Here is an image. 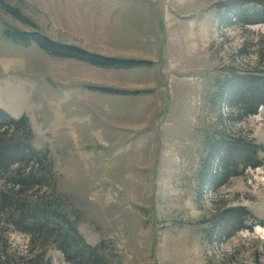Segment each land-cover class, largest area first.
<instances>
[{
    "label": "rangeland",
    "instance_id": "rangeland-1",
    "mask_svg": "<svg viewBox=\"0 0 264 264\" xmlns=\"http://www.w3.org/2000/svg\"><path fill=\"white\" fill-rule=\"evenodd\" d=\"M5 1L55 40L150 61L109 69L17 44L3 29L35 27L0 6V106L30 117L35 144L50 149L65 208L86 240L102 244L113 264H264V104L235 121V109L216 99L228 76L264 72V23L219 25L217 6L228 0H152V12L168 8L169 18L162 28L149 24L142 39L127 30L142 34L139 7ZM221 127L251 142L262 164L200 196L208 138ZM227 207H246L250 228L236 222L233 235L208 241L205 230ZM6 239L20 263L38 255L30 237L7 224L0 249ZM46 250L52 264H71L55 247Z\"/></svg>",
    "mask_w": 264,
    "mask_h": 264
},
{
    "label": "trees",
    "instance_id": "trees-1",
    "mask_svg": "<svg viewBox=\"0 0 264 264\" xmlns=\"http://www.w3.org/2000/svg\"><path fill=\"white\" fill-rule=\"evenodd\" d=\"M0 6L18 20L35 27L33 31L3 29L4 38L17 44H36L51 56L109 69L142 67L150 62L105 55L74 43L55 40L18 8L5 0H0ZM217 7L219 25L224 27L238 19L247 24L264 23L262 2L245 6L237 0H228L220 2ZM109 90L124 92L122 89ZM216 99L235 109V121L257 113L258 106L264 104V72L228 76L226 82L219 85ZM232 135L221 127L216 135L208 138V152L201 162L198 176L197 192L200 196L205 190H216L229 178L242 174L247 166L262 164L256 158V150L251 142ZM0 180V238L6 224L27 234L31 246L38 248H31L30 251H37L38 255L27 261L29 264H52V258H46L48 246L60 250L71 264H113L102 244L89 243L79 231L77 219L72 218L66 210V195L58 190L55 161L49 148L36 146L30 117L25 113L15 116L1 106ZM251 214L246 207L220 210L215 215V221L205 230L208 241L217 238L216 241L222 242L240 227L250 228L244 223V215L250 218ZM236 222L240 227H236ZM10 248L11 242L6 239L4 247L0 249V264H26L20 263Z\"/></svg>",
    "mask_w": 264,
    "mask_h": 264
},
{
    "label": "crops",
    "instance_id": "crops-1",
    "mask_svg": "<svg viewBox=\"0 0 264 264\" xmlns=\"http://www.w3.org/2000/svg\"><path fill=\"white\" fill-rule=\"evenodd\" d=\"M105 2V6L106 8L109 5H113L114 7H121V6H133L130 7L131 9H133L134 11L137 12L138 7L141 10V13L143 15V26L139 27L140 30H142V34H138L136 33V29H127L128 31H131V37L132 38H136V37H140L142 39H148L149 38V32H150V28H149V24L152 25H156L157 27L162 28V26L160 25V22L164 21V25L166 26V20L169 18V9L166 8L163 11H158L155 12V9L152 12V7L150 8V4L152 3V0H139V1H133V0H104ZM107 12L109 11V9L106 10ZM152 14V16H151ZM164 15V16H163ZM217 20V19H216ZM138 22V21H137ZM217 23V21H216ZM123 24V23H122ZM121 24V25H122ZM108 29V27H106ZM124 28V27H123ZM125 38L129 39L127 37V35L125 36ZM160 39V37H158Z\"/></svg>",
    "mask_w": 264,
    "mask_h": 264
}]
</instances>
